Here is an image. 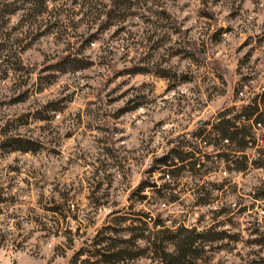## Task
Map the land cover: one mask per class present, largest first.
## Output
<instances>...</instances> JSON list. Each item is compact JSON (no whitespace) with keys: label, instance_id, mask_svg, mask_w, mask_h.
Returning <instances> with one entry per match:
<instances>
[{"label":"rangeland","instance_id":"374dc122","mask_svg":"<svg viewBox=\"0 0 264 264\" xmlns=\"http://www.w3.org/2000/svg\"><path fill=\"white\" fill-rule=\"evenodd\" d=\"M112 1L0 0V142H37L0 145V264H83L96 245L159 264L178 226L211 230L182 264H264V0ZM252 105L243 171L218 158L200 181L146 174L167 141ZM142 179L164 198L131 197ZM205 182L218 188L192 207ZM137 212L168 232L132 225Z\"/></svg>","mask_w":264,"mask_h":264},{"label":"trees","instance_id":"16d2710c","mask_svg":"<svg viewBox=\"0 0 264 264\" xmlns=\"http://www.w3.org/2000/svg\"><path fill=\"white\" fill-rule=\"evenodd\" d=\"M50 2H56L58 0H45ZM126 0H113L112 4L115 3H125ZM228 110L226 114H229ZM222 115L216 123L211 125V129L205 132L202 127L194 128V131L190 133H181L177 137H174L172 140L167 141L171 146L169 149L165 150L160 156L154 158L149 168L146 170V174H152L155 171L163 170L162 177H167V180H178L181 174H186L188 177L192 178L194 181H200L202 178L210 177L213 169V162L219 159H225L228 166H232L233 170L236 172H241L244 170V149L247 145L254 144V137L252 135V126L260 125L261 121L257 119V109L256 106L252 105L250 107H246L239 114L232 115L231 117L224 118ZM43 121L49 120L48 118L41 119ZM251 122L250 125H238L240 123H248ZM208 126V124H207ZM210 126V125H209ZM216 140L218 142L225 141L227 146L229 147V151H220L215 154H205L201 152L195 145L194 141L203 143L206 145L207 140ZM11 142L16 144V149L20 152L26 151H34V149H29L27 147H20L18 145H29L35 146L37 145L36 141L25 140L22 138H13V139H3L0 142V145L5 144L6 142ZM258 158L260 164L264 162V151H259ZM254 165H257L255 163ZM162 168V169H161ZM194 187V201L192 203V207H204L210 203L209 197L210 193L218 188L213 183L205 182L202 185L198 186L197 184L193 185ZM145 189H151L155 192L157 199H163L162 191L166 190V187L159 188L154 183H150L145 179L141 180L137 187L131 192V197L136 196L138 202H142L145 200V197L140 193ZM168 190V189H167ZM261 191V193H259ZM252 197L255 200L264 199V184H260L259 187L253 189ZM166 193V191H164ZM173 199H169V202H173ZM9 199L6 198L5 194L0 192V205L8 204ZM52 211H56L57 207L51 209ZM120 211H112L111 214H117ZM135 216L137 219L132 222L139 223V226L146 225L149 222H153L155 224V228H158L160 232L167 233V229L163 227L162 223L159 221L155 222L151 221L150 217L145 215L142 216V213H136ZM123 222L128 221L127 219L122 220ZM139 228V227H138ZM134 227L135 229H138ZM165 229V230H164ZM143 231V229L141 228ZM209 233L211 230H207L202 234L195 233L194 230H186L182 226H178V228L171 235L170 240L174 241V247L171 254L165 252L163 247H156L155 251L158 253L157 257L159 258V264H182L184 261L188 260L189 255L194 251L193 243L195 240L199 238H205L204 236L209 237ZM214 236V235H212ZM211 238V237H210ZM213 239V238H212ZM209 239V240H212ZM94 249L93 253L90 254L84 261L83 264H112L116 260H122L121 251H116L113 248H99ZM96 248V247H95ZM91 260V261H89Z\"/></svg>","mask_w":264,"mask_h":264},{"label":"built area","instance_id":"2783aa9c","mask_svg":"<svg viewBox=\"0 0 264 264\" xmlns=\"http://www.w3.org/2000/svg\"><path fill=\"white\" fill-rule=\"evenodd\" d=\"M55 118H58V116H56ZM224 143H226L225 141H223ZM197 144H201L202 146H205V144L197 142ZM167 179V177H165Z\"/></svg>","mask_w":264,"mask_h":264}]
</instances>
